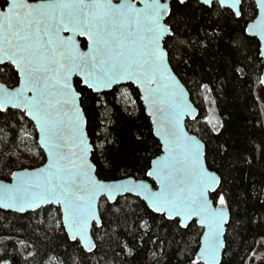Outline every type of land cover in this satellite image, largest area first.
Masks as SVG:
<instances>
[{
	"label": "snow or ice",
	"instance_id": "snow-or-ice-1",
	"mask_svg": "<svg viewBox=\"0 0 264 264\" xmlns=\"http://www.w3.org/2000/svg\"><path fill=\"white\" fill-rule=\"evenodd\" d=\"M56 5L75 7L40 11ZM73 26L83 54L94 34L118 56L65 75L56 37ZM254 78L264 0H0V264H264V115L241 127L204 106ZM122 86L138 116L116 104ZM29 136L39 166L19 158ZM246 232L255 243L234 249Z\"/></svg>",
	"mask_w": 264,
	"mask_h": 264
},
{
	"label": "trees",
	"instance_id": "trees-1",
	"mask_svg": "<svg viewBox=\"0 0 264 264\" xmlns=\"http://www.w3.org/2000/svg\"><path fill=\"white\" fill-rule=\"evenodd\" d=\"M261 85L258 81H255V78L253 82H249L248 84H237L235 87V90L233 94L227 98L226 100H221L217 104H213L215 107V111L222 115V118L232 120L234 125H239L241 127L248 125L251 126V124L259 118V116L264 115V105L261 103L257 96V89ZM109 100L112 99L111 96L108 97ZM138 104L140 103L137 101ZM197 104L200 103L199 100L196 101ZM116 104L120 105L121 103L117 100V94H116ZM206 107V104L204 105ZM226 109V110H225ZM112 111V108H109L108 111L101 110L99 112V115L97 117L98 122L104 121L105 117L108 116ZM134 116L139 115V109L137 111H132ZM117 116L120 117L119 123L121 126L124 125L127 113L124 111H118ZM138 125H143V130L145 133H147V123L146 121L141 118L137 120ZM193 126L189 125V130L191 131V128ZM99 131V130H98ZM31 140H26L24 143L20 144L19 152L22 153L20 155V159L23 161L25 166H39L40 164H43V159H33V155H26L22 152V148L24 144L30 143L31 147L37 150V153L39 152L38 145L36 144L35 140L32 136H29ZM29 139V138H28ZM204 139L207 140V135L204 136ZM149 144L152 145V152L155 154L156 152V146L154 141L149 140ZM31 157V160L26 161L25 157ZM13 170H21L20 168L14 167ZM5 176L0 173V180H4ZM5 214H0V216ZM6 215H9L10 219H16V217L12 216L11 213H6ZM20 223L21 224H29L30 221L28 220L27 216L20 217ZM22 232H25L24 238L30 239L32 241H35L38 245L41 243L40 240L36 238L35 235L31 234V228H28L27 230L21 229ZM255 237L250 233H245V237H238L237 243L234 245V249L240 250L242 245H244V251L247 250V245H251L255 243ZM195 243V241H194ZM45 246H47V242H45ZM243 254V251L241 252ZM148 259H145L144 264H151V254L150 252L146 254ZM175 264V262H173ZM232 264H240V258L237 256L233 261Z\"/></svg>",
	"mask_w": 264,
	"mask_h": 264
},
{
	"label": "water",
	"instance_id": "water-1",
	"mask_svg": "<svg viewBox=\"0 0 264 264\" xmlns=\"http://www.w3.org/2000/svg\"><path fill=\"white\" fill-rule=\"evenodd\" d=\"M75 6L72 5H56L52 8H46L42 9V11L45 15L50 13H56L59 15V12L61 8L64 10H68L69 8H74ZM132 14H129V18ZM91 39L93 40L92 45V52L88 55H85L81 52L80 45L77 40V30L75 26H73V31L67 35V37H56V42L59 47V52L61 55V58L63 59L64 64L66 65V68L64 69L65 75L70 73L71 71L75 70L78 65H84L90 63L93 59H95L97 62L101 59L105 58H116L119 53V42H112V38L106 36L105 39L109 42L105 45L103 53L97 52V46H96V36L93 34L91 36ZM151 107V105H150ZM170 128H175L177 132L180 133L179 135V143L177 144V157L180 159H187L189 161L188 166H191L192 163V157L195 153V145L193 142L188 139L187 135L180 132L179 128L176 127L175 122H172L170 124ZM77 135H79V132H77ZM202 164V161L199 162ZM173 174L175 175L176 181L179 182L182 177L177 174V170L173 168ZM184 191L188 190V186H184ZM153 191H159V188H154Z\"/></svg>",
	"mask_w": 264,
	"mask_h": 264
},
{
	"label": "rangeland",
	"instance_id": "rangeland-1",
	"mask_svg": "<svg viewBox=\"0 0 264 264\" xmlns=\"http://www.w3.org/2000/svg\"><path fill=\"white\" fill-rule=\"evenodd\" d=\"M122 93H127L126 95L121 96ZM257 96L259 98V100L261 101V103L264 105V86H260L257 89ZM117 100L123 104L125 107H127L128 109L132 110V111H137V109H139V104L137 102V100L135 99V96L133 93L130 92V90H128L126 88V86H122L120 91L117 92ZM208 109V113L207 114H213V110H215L214 105H211V107H209L206 104V107ZM29 139L27 140H31L30 137H28ZM22 152L26 155H34L37 154V150L34 149L33 147H31L30 143L24 144L23 148H22ZM25 157L26 161L31 160V157ZM32 162V160H31ZM257 251H259V248H257Z\"/></svg>",
	"mask_w": 264,
	"mask_h": 264
}]
</instances>
